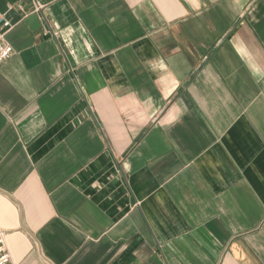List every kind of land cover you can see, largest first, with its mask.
<instances>
[{"label":"crops","instance_id":"0c3cea01","mask_svg":"<svg viewBox=\"0 0 264 264\" xmlns=\"http://www.w3.org/2000/svg\"><path fill=\"white\" fill-rule=\"evenodd\" d=\"M0 13V228L16 264H264V0Z\"/></svg>","mask_w":264,"mask_h":264},{"label":"built area","instance_id":"2783aa9c","mask_svg":"<svg viewBox=\"0 0 264 264\" xmlns=\"http://www.w3.org/2000/svg\"><path fill=\"white\" fill-rule=\"evenodd\" d=\"M12 26L4 13H0V66L11 57L13 47L5 41V34ZM58 35L57 32L54 33ZM0 264H16L7 244L6 233L0 228Z\"/></svg>","mask_w":264,"mask_h":264}]
</instances>
